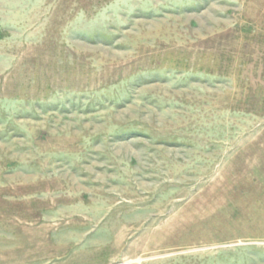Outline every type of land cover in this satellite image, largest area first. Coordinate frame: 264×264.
<instances>
[{"label": "rangeland", "instance_id": "obj_1", "mask_svg": "<svg viewBox=\"0 0 264 264\" xmlns=\"http://www.w3.org/2000/svg\"><path fill=\"white\" fill-rule=\"evenodd\" d=\"M0 264H264V0H0Z\"/></svg>", "mask_w": 264, "mask_h": 264}]
</instances>
